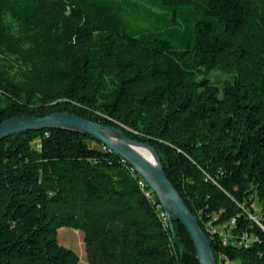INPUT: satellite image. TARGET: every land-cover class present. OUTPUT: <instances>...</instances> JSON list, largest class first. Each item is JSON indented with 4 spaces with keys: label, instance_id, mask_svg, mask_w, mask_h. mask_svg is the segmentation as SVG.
Here are the masks:
<instances>
[{
    "label": "trees",
    "instance_id": "1",
    "mask_svg": "<svg viewBox=\"0 0 264 264\" xmlns=\"http://www.w3.org/2000/svg\"><path fill=\"white\" fill-rule=\"evenodd\" d=\"M53 113L149 144L217 264H264V0H0V123ZM161 213L89 136L0 141V264H79L63 228L86 264H199Z\"/></svg>",
    "mask_w": 264,
    "mask_h": 264
},
{
    "label": "water",
    "instance_id": "2",
    "mask_svg": "<svg viewBox=\"0 0 264 264\" xmlns=\"http://www.w3.org/2000/svg\"><path fill=\"white\" fill-rule=\"evenodd\" d=\"M43 130H66L84 134L93 138L109 152L120 157L156 195L170 232H173L172 218L184 228L193 245L198 263L217 264L206 234L168 180L156 151L149 144L131 140L118 127L99 124L68 113H53L41 118H12L4 121L0 123V141L11 136ZM109 135L132 149L145 148L152 157V163L144 160L131 149L120 147L109 138Z\"/></svg>",
    "mask_w": 264,
    "mask_h": 264
},
{
    "label": "rangeland",
    "instance_id": "3",
    "mask_svg": "<svg viewBox=\"0 0 264 264\" xmlns=\"http://www.w3.org/2000/svg\"><path fill=\"white\" fill-rule=\"evenodd\" d=\"M212 81L221 83L226 76L221 73H213L210 75ZM58 243L66 248L73 249L79 256V264H86L85 262V250L83 244V235L79 231H73L71 229H60L57 234Z\"/></svg>",
    "mask_w": 264,
    "mask_h": 264
},
{
    "label": "bare ground",
    "instance_id": "4",
    "mask_svg": "<svg viewBox=\"0 0 264 264\" xmlns=\"http://www.w3.org/2000/svg\"><path fill=\"white\" fill-rule=\"evenodd\" d=\"M109 138H111L117 145H119L120 147H124V148H128L131 149L132 151H134L137 155H139L141 158H143L144 160L151 162L152 163V157L149 153L148 150H146L145 148L141 147V148H135L132 149L130 146L123 144L121 142H119L118 140H116L114 137H112L111 135H109Z\"/></svg>",
    "mask_w": 264,
    "mask_h": 264
},
{
    "label": "built area",
    "instance_id": "5",
    "mask_svg": "<svg viewBox=\"0 0 264 264\" xmlns=\"http://www.w3.org/2000/svg\"><path fill=\"white\" fill-rule=\"evenodd\" d=\"M160 217H161V219L163 220V222H165L166 223V219H165V215H164V213H161V215H160ZM247 243H248V241H247V238H245L242 242H239L237 245H247ZM224 244H226V242L224 241Z\"/></svg>",
    "mask_w": 264,
    "mask_h": 264
}]
</instances>
